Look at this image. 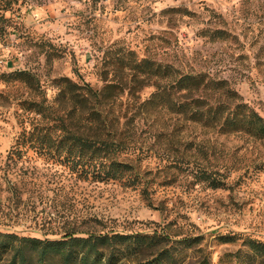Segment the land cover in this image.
Masks as SVG:
<instances>
[{
    "label": "rangeland",
    "instance_id": "obj_1",
    "mask_svg": "<svg viewBox=\"0 0 264 264\" xmlns=\"http://www.w3.org/2000/svg\"><path fill=\"white\" fill-rule=\"evenodd\" d=\"M5 2L0 231L152 240L138 261L123 264H264V141L215 133L167 110L148 111L144 101L154 87L144 88V81L131 85L125 77L131 90L116 86L102 110L112 133L104 139L132 166L134 183L85 178L78 167L22 146L24 133L35 127L57 139L63 128L78 125L95 137L59 79L100 90L119 78L108 63L129 50L138 59L225 80L264 116V0H19L7 10ZM216 29L233 37L215 40L210 30ZM203 169L224 185L200 181Z\"/></svg>",
    "mask_w": 264,
    "mask_h": 264
},
{
    "label": "trees",
    "instance_id": "obj_2",
    "mask_svg": "<svg viewBox=\"0 0 264 264\" xmlns=\"http://www.w3.org/2000/svg\"><path fill=\"white\" fill-rule=\"evenodd\" d=\"M5 1L7 10L19 0ZM210 31L215 40L233 37L223 29ZM108 67L119 78L100 90H93L88 84L81 86L69 78L59 79L64 85L63 95L68 94L73 101L72 110L81 114L85 127L95 129V137L88 136V129L78 125L63 128L57 139L48 129L35 127L24 133L22 146L78 167L85 178L101 182L125 179L134 183L132 166L116 157L118 147L112 140L104 139L112 133L105 130L106 120L111 119L108 115L102 116V110L104 101L114 97L116 86L121 91L131 90V85L143 81L144 88L154 87L150 98L144 101L148 111L167 110L215 133L264 141V116L243 101L225 80L214 79L206 72H185L150 57L138 59L130 50L108 63ZM17 75L25 77L28 73L19 71ZM125 77H130V86ZM211 174L204 169L198 172L200 181L211 188H221L224 182ZM151 243L152 240L138 234L71 231L60 238H42L0 231V264H123L138 261L139 254ZM131 253L136 256L131 258Z\"/></svg>",
    "mask_w": 264,
    "mask_h": 264
}]
</instances>
